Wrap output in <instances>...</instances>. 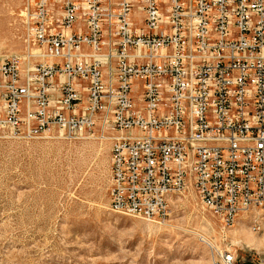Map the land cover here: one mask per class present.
<instances>
[{
    "label": "built area",
    "instance_id": "obj_1",
    "mask_svg": "<svg viewBox=\"0 0 264 264\" xmlns=\"http://www.w3.org/2000/svg\"><path fill=\"white\" fill-rule=\"evenodd\" d=\"M23 16L35 51L0 58V130L111 131L108 206L135 218L164 222L184 193L224 228L264 211V0H27ZM210 246L209 264H245Z\"/></svg>",
    "mask_w": 264,
    "mask_h": 264
},
{
    "label": "rangeland",
    "instance_id": "obj_2",
    "mask_svg": "<svg viewBox=\"0 0 264 264\" xmlns=\"http://www.w3.org/2000/svg\"><path fill=\"white\" fill-rule=\"evenodd\" d=\"M26 8L27 0H0V58L35 51ZM25 133L0 130V264H209L210 244L245 264L264 259V211L224 228L184 193L162 223L116 213L108 206L111 131Z\"/></svg>",
    "mask_w": 264,
    "mask_h": 264
},
{
    "label": "bare ground",
    "instance_id": "obj_3",
    "mask_svg": "<svg viewBox=\"0 0 264 264\" xmlns=\"http://www.w3.org/2000/svg\"><path fill=\"white\" fill-rule=\"evenodd\" d=\"M23 14V13H22ZM21 79H20V76H18V82L20 81ZM29 81V80H28ZM28 84V83H27ZM27 84H21V85H19L18 84V86H20V87H27ZM38 135V133L37 132H26L25 133V136L26 137H28V138H35V136H37ZM176 194H167V201H168V203H171V199H172V197L173 196H175ZM110 209L112 210V211H114V212H116V213H120V214H124V215H128V214H125V213H122V211H118V209H114V207H110ZM240 218V217H239ZM261 218V217H260ZM262 221H264V220H262ZM257 222H259L258 220H257Z\"/></svg>",
    "mask_w": 264,
    "mask_h": 264
}]
</instances>
